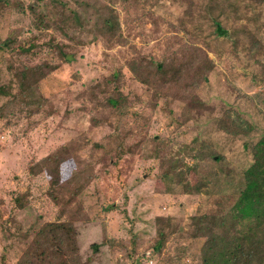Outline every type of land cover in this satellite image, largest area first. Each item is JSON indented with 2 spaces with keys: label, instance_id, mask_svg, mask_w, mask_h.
Instances as JSON below:
<instances>
[{
  "label": "rangeland",
  "instance_id": "rangeland-1",
  "mask_svg": "<svg viewBox=\"0 0 264 264\" xmlns=\"http://www.w3.org/2000/svg\"><path fill=\"white\" fill-rule=\"evenodd\" d=\"M37 4L49 24L68 16L70 9L80 13L83 24L65 35L54 26L44 36L28 10ZM104 6L118 15L114 36L99 32ZM214 15L228 29V38L214 36ZM39 35L37 50L42 41L54 38L70 52L69 61L46 49L0 51V85H10L13 93L15 71L56 64L27 93L31 110L0 95V264L4 253L10 264L19 257L24 240L13 239L15 233H29L58 218L72 221L80 254L93 264H131L126 259L130 248L139 264H203L204 255L208 263L224 262L223 249L231 243L211 241L208 248L206 239L189 236L188 223L194 215H208L212 224L232 213L246 184L253 145L264 135V83L253 78L255 57L264 54V1L0 3V41L11 40L18 49ZM196 50L214 68L203 83L190 88L188 98L171 83L160 95L128 72L132 59H166L174 65L181 54ZM111 76H117L127 98L118 118L101 105L89 112L91 102L81 98ZM109 84L105 89L111 93L114 85ZM228 112L239 115L242 134L220 127ZM46 157V163L36 166ZM86 182L62 212L47 195L51 185L61 184L63 201ZM19 195L20 209L13 202ZM159 217H170L175 232L155 252L151 247Z\"/></svg>",
  "mask_w": 264,
  "mask_h": 264
},
{
  "label": "trees",
  "instance_id": "trees-1",
  "mask_svg": "<svg viewBox=\"0 0 264 264\" xmlns=\"http://www.w3.org/2000/svg\"><path fill=\"white\" fill-rule=\"evenodd\" d=\"M41 1L39 0V2ZM50 1L54 3L56 0ZM119 1L123 5H126L129 2L138 3L140 0ZM0 3L7 4V0H0ZM38 5H31L28 7V10L33 15L35 28L46 31L44 36H48V33L54 26L61 28V31H64L63 34L65 35L67 34L66 30L71 27H81L83 24L80 13L74 9L69 10L68 16L62 14L59 21L49 24L46 21L44 13L39 11ZM101 11L103 13L98 14L99 32L114 36V31L120 28L117 13L108 6L102 7ZM218 18L215 15L212 17L214 36L226 39L229 37V31L222 26ZM59 24H62V27ZM67 37L71 40L75 39L73 36L67 35ZM40 38L43 37L41 35L36 36L30 39L26 46H21L18 49L13 47L11 40L0 41V51L7 52L14 49V52L30 54L33 50H37L36 47L38 45H36L35 41H38ZM39 46L40 49L37 51L41 52L46 49L48 50V55L52 54L56 59L63 62L69 61L70 52L65 49V46L61 42L56 41L54 38L50 37L46 41H42ZM255 63L258 67V72L253 78L258 82L264 83V54L257 58L255 57ZM139 67H143V70H140ZM54 68H56V64L53 65L48 62L34 66H25L13 73L16 81V91L13 93L10 85L8 87L0 85V95L10 97L11 101L22 104L28 109L27 93L38 86V82L45 78L46 72ZM127 68L128 72L133 75L138 83L145 87L156 88L157 93L160 95L166 94L164 89L171 83L181 88L186 98H188L192 96L190 88L203 83L209 73L212 72L214 65L204 53L196 50L194 53L181 54L180 60L174 65L168 63L166 59L159 61L144 59V61L141 60L139 62L132 59L127 63ZM11 70L12 67H10ZM109 83L114 85L111 93L106 92L105 89V86L110 85ZM81 98L85 100L87 98L91 102L89 112L101 105L102 108L113 111L116 118L122 116L120 112L125 108V103H127V98L119 89L117 76H111L109 80L104 79L102 82L91 86L87 91L83 92ZM225 119L220 121L221 128L232 135L242 134L240 132L242 130V126L240 125L242 120L237 113L234 112L232 116L228 112ZM91 121L93 124L98 123V120L94 117H91ZM92 146L98 145L93 144ZM252 154V164L245 172V187L231 209L232 213L217 219L212 224L208 222V215L205 214L194 215L189 218L188 233L191 238L200 237L206 239L208 242L206 246L208 248H211V241L224 242L226 240L231 243L230 246H226L223 249L224 262L221 260L216 264H264V135L253 145ZM48 160V157L43 158L41 163L39 161L36 166H41V164L46 163ZM74 179L79 181L80 177L77 176ZM88 182L84 183L81 187L73 189L68 198L63 201L59 196L61 184L51 185L47 195L54 205L60 209V212H62L79 194V190L85 188ZM21 197V195L16 196L13 200L14 205L19 209L23 208V199ZM75 215L73 211L70 218ZM156 222L158 227L157 234L151 248L155 252H159L170 235L175 231L171 226L172 219L170 217H159L156 219ZM231 223H234V225ZM238 227L241 229H237ZM13 239L24 240L23 248H21L19 257L14 264H93L90 259L83 260L77 240V230L69 219L58 218L55 221L44 222L39 228L29 233H15ZM92 246H95V244ZM130 249L131 251L128 252L126 259L131 264H139V258L132 255L135 253V249ZM4 256L6 257L5 253L1 257L2 264H10L6 262ZM203 264H212L208 263V257L205 255L203 257Z\"/></svg>",
  "mask_w": 264,
  "mask_h": 264
}]
</instances>
